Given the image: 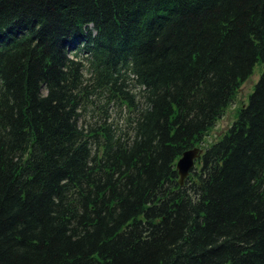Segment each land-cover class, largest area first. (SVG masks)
<instances>
[{"label": "trees", "instance_id": "16d2710c", "mask_svg": "<svg viewBox=\"0 0 264 264\" xmlns=\"http://www.w3.org/2000/svg\"><path fill=\"white\" fill-rule=\"evenodd\" d=\"M260 62L264 0H0V264H264V69L177 169Z\"/></svg>", "mask_w": 264, "mask_h": 264}, {"label": "rangeland", "instance_id": "374dc122", "mask_svg": "<svg viewBox=\"0 0 264 264\" xmlns=\"http://www.w3.org/2000/svg\"><path fill=\"white\" fill-rule=\"evenodd\" d=\"M264 64L262 62L255 66L254 73L241 84V87L237 91L232 103L226 108L223 116L216 122V125L209 130L205 137L202 150L212 145L214 142L219 140L226 130L233 124L237 118L239 110L248 103L249 95L253 92L256 83L259 81L260 76L263 72ZM117 109H113V117L118 121L120 125H124V120L128 115V111L125 107L118 114L115 112Z\"/></svg>", "mask_w": 264, "mask_h": 264}, {"label": "water", "instance_id": "95a60500", "mask_svg": "<svg viewBox=\"0 0 264 264\" xmlns=\"http://www.w3.org/2000/svg\"><path fill=\"white\" fill-rule=\"evenodd\" d=\"M203 154V150L199 147L192 148L183 153L177 162V169L180 176V184H184L185 179L195 167L196 160Z\"/></svg>", "mask_w": 264, "mask_h": 264}]
</instances>
